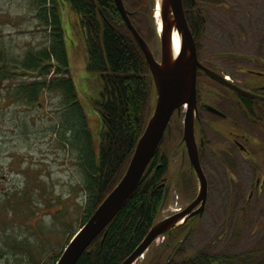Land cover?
<instances>
[{"label":"rangeland","instance_id":"1","mask_svg":"<svg viewBox=\"0 0 264 264\" xmlns=\"http://www.w3.org/2000/svg\"><path fill=\"white\" fill-rule=\"evenodd\" d=\"M32 1L0 0V50L5 49L9 56L17 59L29 49L47 46L48 38L34 17ZM194 1L202 10L205 23L197 47L203 61L219 68L226 76L236 78H240L237 71L251 66L264 67V0ZM61 15L71 78L94 139L101 127L100 114L94 104L100 98L101 86L97 75L86 70V54L76 27V13L64 3ZM155 20L152 16L150 28L156 29ZM147 44L159 60L157 35ZM8 85V81L0 83V225L8 220L0 227V264H30L33 255L43 264L49 258L47 251L62 250L68 233L80 228L84 207V194L79 186L82 176L76 151L71 150L69 144L64 145L52 131L54 127L56 131L61 115L57 111L62 108L60 96L48 92L38 104L27 105L4 96V88ZM174 136L172 133L173 139L168 144L169 172L165 184L169 180L174 184L173 176L180 164V151L176 150L180 137ZM208 138L209 149L223 144L221 136L209 135ZM206 154L208 206L194 222L175 231L183 235L191 225L193 228L183 240L184 253L177 260L192 257L197 252L242 256L255 252L264 258V191L253 193L251 201L246 199L255 176L261 172L255 173L246 165L233 162L231 170L237 176V182H233L228 176L219 174L222 169L216 157L210 151ZM253 166L260 169L257 164ZM185 170L186 167H182L184 178L190 176L184 175ZM194 175L192 191L184 190V185L171 188L173 192L164 200L159 219L186 206L188 199L185 198L197 195L199 186ZM8 202H12L11 208L6 206ZM241 203H244L243 208L239 209ZM5 209L11 210L9 219L3 215ZM11 237L19 244L25 243V248L14 249ZM160 243L161 240L152 243L136 264H150L161 248Z\"/></svg>","mask_w":264,"mask_h":264},{"label":"trees","instance_id":"2","mask_svg":"<svg viewBox=\"0 0 264 264\" xmlns=\"http://www.w3.org/2000/svg\"><path fill=\"white\" fill-rule=\"evenodd\" d=\"M182 2L185 20L198 47L205 30L202 10L197 8V4L192 7L190 0ZM64 3L79 16L87 56L86 70L97 75L101 86L100 98L94 103L100 114L101 127L94 139L69 70L61 20ZM123 5L132 25L146 42L156 37L155 29L150 28L152 15L148 0H123ZM31 8L48 38L47 46L29 49L21 59L9 56L5 49H1L0 83L9 82L7 87H3L5 97L27 105L38 104L48 92L60 96L62 108L57 111L61 115L56 131L55 127L52 131L58 134L64 145L69 144L71 150L77 153V165L82 176L79 186L84 194L81 228L123 176L153 110L154 85L145 58L114 0H33ZM172 116L170 134L165 132L161 137L135 191L76 264H121L159 220L161 200L167 185L165 179L169 172L168 144L173 139L172 133L175 138L182 132L179 116L176 113ZM185 184L184 190H192L191 180ZM11 204L8 202L6 206L11 208ZM10 211L5 209L3 215L6 219L10 218ZM77 229L68 233L65 246ZM176 234H165V241L150 264H166L168 258H171L168 264H264V258L261 259L255 252L243 256L197 252L192 257L177 260L184 253V244L178 243L183 235ZM11 241L14 249L25 248V243L19 244L14 238ZM62 250H45L49 258L43 264H55ZM30 258V264H41L34 255Z\"/></svg>","mask_w":264,"mask_h":264},{"label":"water","instance_id":"3","mask_svg":"<svg viewBox=\"0 0 264 264\" xmlns=\"http://www.w3.org/2000/svg\"><path fill=\"white\" fill-rule=\"evenodd\" d=\"M114 3L128 30L135 38L142 52L154 85L155 96L152 113L137 141L128 166L114 188L99 204L85 224L74 234L61 252L55 264H76L82 253L103 232L117 213L123 208L138 186L144 172L152 160L161 137L170 131L172 115L183 110L182 142L185 145L187 158L199 184L197 196L183 211L157 221L134 252L121 264H135L160 236L169 233L185 224L191 218L202 214L207 198V181L200 162L195 140L194 128L197 118L196 77L201 68L211 78L222 82L215 72L203 67L197 57L196 44L187 23L182 0H149L151 13L158 5L161 28L158 27L160 59L156 60L145 40L132 25L129 14L124 8L123 0ZM97 6V3L95 2ZM97 19L99 16L97 14ZM179 37L178 51L173 49V33ZM103 58L104 48L101 44ZM220 77V78H219ZM224 83V82H222ZM229 85L228 83H224ZM206 109L213 113L217 110L210 106ZM168 189L166 188L161 208L164 205ZM198 205L196 209L193 210ZM168 264V261L167 263Z\"/></svg>","mask_w":264,"mask_h":264},{"label":"flooded vegetation","instance_id":"4","mask_svg":"<svg viewBox=\"0 0 264 264\" xmlns=\"http://www.w3.org/2000/svg\"><path fill=\"white\" fill-rule=\"evenodd\" d=\"M190 4L192 7H195V1L190 0ZM97 14L98 12L96 11V19ZM77 17L78 20L76 27H78L84 43L83 33L79 28V16L77 15ZM196 49L198 50L197 46ZM199 55L200 52L197 51L198 60L203 67L215 72L221 77L222 82L229 84L227 85L211 78L201 68L197 69L196 102L198 116L195 120L194 136L198 148L199 162L201 165L200 168H202L205 175L204 178H206L207 181V198L209 176L208 171L205 169L206 159L204 156L207 155V151H210V154L216 157L219 162L218 166L222 169V172L220 171L219 174L224 177L228 176L230 181L237 182V176L231 170V164L233 162H236V165L240 164V166L246 165L255 173L259 171L261 172V174L255 176L253 187L251 188L250 185L248 190V196H246V199L251 201L250 196H252L253 193H261L264 191V67L260 69L259 67L251 66L249 69L240 70L239 72L237 71L240 78H236L234 75L226 76V74H224L225 72L220 71L219 68H216L213 65H209L207 62L203 61ZM85 58H87V56H85ZM205 106L214 108L219 112V114L208 111ZM182 115L183 111L177 114L179 118H181ZM209 135L217 137L221 136L223 138V144L218 143L216 145L217 149H209ZM184 146L185 145L181 140L180 143L176 144V150L178 148L180 151V164L178 169L181 170L177 169V173L173 176L175 179L174 184H172L171 180H169L165 187V190L166 188L168 189V197L169 194L173 192L171 188L180 185L182 187V185H184L187 180L190 181L192 175H194ZM255 164H257L262 170L257 169V166L254 167L253 165ZM182 167H186L187 170H185L184 175H190L188 176L189 178L183 177ZM214 173L215 175H219L216 174V172ZM193 181L194 179L191 180V184H193ZM181 191L184 190L182 189ZM176 197L178 198L177 195ZM195 198L196 195L190 199L185 198L188 199V202L186 206L179 208L180 211H183L187 206H189ZM207 198H205V207L208 206ZM232 204H235V202ZM242 204L244 203H241L239 209L243 208ZM233 206L234 205H232V207ZM197 207L198 205L193 208V210ZM196 217L189 218L187 222L194 221Z\"/></svg>","mask_w":264,"mask_h":264},{"label":"bare ground","instance_id":"5","mask_svg":"<svg viewBox=\"0 0 264 264\" xmlns=\"http://www.w3.org/2000/svg\"><path fill=\"white\" fill-rule=\"evenodd\" d=\"M158 9H159V7L157 5L155 8V16L154 17L156 18L155 21L157 22L158 27L161 28V21H159L160 17L158 14ZM178 40H179V37L177 36V34L174 31V33H173V49H174V52L178 51V48H179V41Z\"/></svg>","mask_w":264,"mask_h":264}]
</instances>
